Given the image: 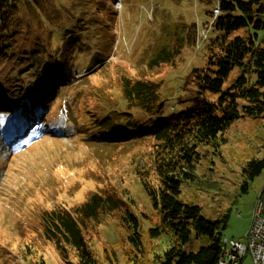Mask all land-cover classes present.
I'll use <instances>...</instances> for the list:
<instances>
[{
    "label": "rangeland",
    "instance_id": "374dc122",
    "mask_svg": "<svg viewBox=\"0 0 264 264\" xmlns=\"http://www.w3.org/2000/svg\"><path fill=\"white\" fill-rule=\"evenodd\" d=\"M114 1H117L116 8L105 24L98 23L100 16L91 6L89 11L95 15L92 19H97V27H94L87 24L91 18L84 14L87 5L81 0H32L36 12L29 4H23L8 29L0 31L1 47L15 48L8 54L0 49V91L2 99L13 105L9 114L0 110V264H65L56 244L47 240L40 230L38 217L55 205L81 204L102 186L107 185L118 193L127 192V197L134 199L133 205L138 208L135 209L144 229L155 224L151 201L141 180L130 170L129 155L135 146L85 140L86 134L72 119L79 114L92 118L91 111L97 102L92 94L96 93L95 81L100 79L87 77V74L99 70L107 79L106 85L111 87L115 74L144 75L150 68V59L168 42L169 32L175 26L195 20L203 27L206 7L200 0ZM95 28H106L111 36L98 37ZM70 32L77 41L73 50L68 42ZM10 37L16 42H11ZM36 46L38 52L33 53ZM206 54L204 44L189 45L176 58L174 66H165L162 70L156 67L155 72L161 74L152 78L164 83L161 94L166 101L167 115L184 108L177 101L184 76L191 66L206 64ZM63 57L69 58L70 70L66 71L69 70L72 79L70 84L61 83V88L65 87L62 90L52 91L55 96L51 103V108L57 109L59 100L65 102L64 111L55 121V128L62 133H55L50 126L44 130L48 127L46 124L44 128L30 131L31 121L38 120L40 113L35 106L29 108L28 118L32 120L27 123L19 106L33 103L34 89L40 88L44 74L59 70ZM241 71L240 66L235 67L225 87ZM16 80L25 82L17 84ZM74 86L80 87L76 96V90L70 88ZM119 95L108 90L106 107L119 100ZM74 102H79L80 109L67 110ZM45 115L42 113V119L50 123ZM35 132L39 134L24 148L10 154L9 145L15 147L14 151L23 147V142ZM224 137L218 146L199 147L203 156L197 166V179L183 184L181 197L188 203L200 205L203 214L212 220L223 219L228 214L224 235L246 242L254 208L264 190V170L244 189L243 168L253 157L264 158V112L236 119L224 131ZM141 161L145 163L144 159ZM132 165L131 168L136 164ZM118 216L111 214L97 227L86 230L96 254L105 262L110 254L111 264H132L134 260L127 256L132 250L137 257L136 264H156V253L166 247L161 238L148 239L144 235L146 249L136 251ZM206 242V238L194 235L187 248L197 250ZM246 264H252L250 255Z\"/></svg>",
    "mask_w": 264,
    "mask_h": 264
},
{
    "label": "trees",
    "instance_id": "16d2710c",
    "mask_svg": "<svg viewBox=\"0 0 264 264\" xmlns=\"http://www.w3.org/2000/svg\"><path fill=\"white\" fill-rule=\"evenodd\" d=\"M31 1L0 0V31L8 29L23 4H29L36 12ZM81 1L87 5L84 14L91 18L88 26L97 27V19H92L95 15L89 11L91 6L100 16L98 23L101 24L110 20L112 9L116 8L113 0ZM200 1L204 2L207 15L203 23L207 38L202 41L207 62L191 66L185 74L177 95V101L184 106L181 111L166 114V101L161 94L164 83L152 77L161 74L155 72L156 67L162 70L165 66H174L186 47L198 41L201 26L195 20L183 22L169 32L171 38L150 59V68L144 75L115 74L112 87L106 85L107 79L99 70L88 76L100 79L95 81L96 93L92 94L97 102L91 119L83 115L78 118L79 130H98V137L106 142L135 146L129 155L130 170L141 180L155 210L156 221L144 229L137 206L133 205L134 199L128 198L127 192L118 193L107 185L95 190L81 204L46 209L38 217L39 228L47 240L56 244L65 264H111L110 254L106 262L101 260L86 234V230L97 227L111 214L119 215L120 224L128 230V240L136 251L146 249L144 235L148 239L161 238L166 247L156 253V264H218L223 256L228 214L223 219L212 220L203 214L200 205L186 202L181 192L184 183L197 179V166L203 156L199 147L220 145L225 140L224 131L233 121L264 112V0ZM95 31L105 39L111 34L106 28H95ZM68 37L73 50L77 41L71 32ZM11 42L16 40L13 38ZM38 48L34 47L32 52H38ZM2 50L8 54L15 48L7 46ZM68 59L63 57L59 70L44 75L46 84L38 96L40 102L43 95L58 88L60 81L70 84ZM237 66L242 71L225 87L226 79ZM108 90L120 95L119 100L106 107ZM263 170L264 158L246 161L242 187L247 189L250 181ZM263 196L264 190L260 198ZM194 235L207 240L197 250L187 248ZM127 254L134 260L132 264H136L135 253L129 250Z\"/></svg>",
    "mask_w": 264,
    "mask_h": 264
},
{
    "label": "built area",
    "instance_id": "2783aa9c",
    "mask_svg": "<svg viewBox=\"0 0 264 264\" xmlns=\"http://www.w3.org/2000/svg\"><path fill=\"white\" fill-rule=\"evenodd\" d=\"M247 241L227 238V249L233 250V257L226 258L221 264H246L247 256L252 264H264V200L259 198L251 217ZM236 252H243V262H236Z\"/></svg>",
    "mask_w": 264,
    "mask_h": 264
},
{
    "label": "bare ground",
    "instance_id": "6f19581e",
    "mask_svg": "<svg viewBox=\"0 0 264 264\" xmlns=\"http://www.w3.org/2000/svg\"><path fill=\"white\" fill-rule=\"evenodd\" d=\"M227 237L224 238V253L221 259L219 260L218 264H221L222 261H225L226 258H232L233 257V250L232 249H227V243L226 240ZM236 262H243V252H236Z\"/></svg>",
    "mask_w": 264,
    "mask_h": 264
}]
</instances>
